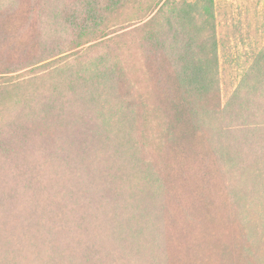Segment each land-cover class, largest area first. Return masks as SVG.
Segmentation results:
<instances>
[{
    "label": "trees",
    "instance_id": "16d2710c",
    "mask_svg": "<svg viewBox=\"0 0 264 264\" xmlns=\"http://www.w3.org/2000/svg\"><path fill=\"white\" fill-rule=\"evenodd\" d=\"M125 1L0 0V264L199 263L230 222L264 246V49L223 94L213 0L179 6L141 44L151 117L117 56L82 54Z\"/></svg>",
    "mask_w": 264,
    "mask_h": 264
},
{
    "label": "rangeland",
    "instance_id": "374dc122",
    "mask_svg": "<svg viewBox=\"0 0 264 264\" xmlns=\"http://www.w3.org/2000/svg\"><path fill=\"white\" fill-rule=\"evenodd\" d=\"M196 2H199V7L206 6L205 0H126L120 8H117L107 24L106 31L111 34L100 43L96 41L91 43L94 45H86L82 49V54L86 60L117 56L125 74L144 98L148 105L147 112L152 117L154 113L151 109L153 101L150 96L154 91V86L148 79L146 57L141 44L147 37L159 33L163 39H169L171 34L176 31L174 27H178V25L174 22L169 26L166 18L169 17L170 20L172 11L185 3L194 4L193 8L196 10ZM159 9L161 10L158 11ZM213 13L216 16L214 29L217 37L224 44L219 50V57L223 79L221 86L223 94H225L233 90L241 75L254 61L252 52L264 49V0H213ZM150 18L152 19L150 20ZM186 28H188L187 31H192L191 28ZM208 33L205 35H207V41L210 44L211 33L209 31ZM180 40L191 41L190 37H182L178 41ZM152 56L150 53V57ZM152 69L156 73L155 67L152 66ZM256 87L259 92L264 93V83L262 86L257 84ZM259 92L254 96L248 95L250 98L247 103L248 107L253 111H259L254 118L247 122L249 127L263 128L264 126V96H260ZM151 122L156 123L152 118ZM248 150L254 154L252 146ZM235 223L237 230L235 224L231 225V222L226 223L225 226L218 225V229L223 232L220 240L228 241L229 248H231L227 251L229 254L224 257L225 260L221 257V252L218 249L220 242L218 241L212 250H205L197 254L196 258L200 257L199 263L195 262L194 258H189V264H246L249 260L252 264H264V246L257 249L255 253L250 250L244 251L243 248H247V246H239L245 244L243 243L245 241L239 234L240 229L237 222ZM258 231L261 232V229L259 228ZM199 242L198 240L194 244L202 248L204 245ZM238 248H241L240 251ZM249 254L253 256L247 257ZM49 255L53 256L56 261L63 262L64 258L59 259L60 255L56 251L53 253L47 247H41L38 261L47 259ZM148 260L149 264H156L152 255L148 256Z\"/></svg>",
    "mask_w": 264,
    "mask_h": 264
}]
</instances>
